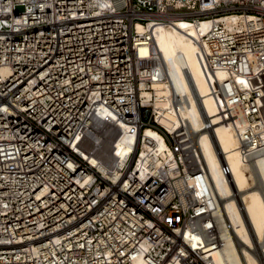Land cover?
<instances>
[{"label": "built area", "instance_id": "built-area-1", "mask_svg": "<svg viewBox=\"0 0 264 264\" xmlns=\"http://www.w3.org/2000/svg\"><path fill=\"white\" fill-rule=\"evenodd\" d=\"M176 22L196 29L204 71L227 76L210 88L240 159L264 156V81L251 85L264 0H0V264H215L220 208L198 140L211 121L191 131L174 99L167 128L140 98L153 32ZM220 173L232 183L226 161Z\"/></svg>", "mask_w": 264, "mask_h": 264}, {"label": "bare ground", "instance_id": "bare-ground-1", "mask_svg": "<svg viewBox=\"0 0 264 264\" xmlns=\"http://www.w3.org/2000/svg\"><path fill=\"white\" fill-rule=\"evenodd\" d=\"M200 29L204 30L205 24ZM136 30L138 33L144 32L139 24ZM194 37L199 38L196 29L186 22H176L173 26H156L153 32L154 64L137 66L141 76L149 77L145 68L153 67L155 77L148 85L150 91H146V84L142 85L140 98L143 103L151 102L159 114L158 122L167 128L176 124L172 106L174 99L182 105L179 115L191 131L201 130L203 116L211 121L214 134L200 132L198 140L220 208L217 227L223 236V244L221 251L215 254L214 262L264 264V156L255 158L251 163L240 159L238 140L230 126L221 124L220 111L210 88V84L222 82L227 76L224 72L217 71L215 78L209 71H204L197 56L198 48ZM256 70L259 76L251 81L253 87H259L264 81V62ZM238 82L244 85L242 79H238ZM258 102L262 106L264 118V98ZM122 128L126 131V127ZM144 134L159 140L155 150L157 155L171 157L169 149L151 131L146 130ZM124 140L130 141L131 138ZM74 145L81 148L85 156L93 143L84 134H80ZM124 150L119 147L121 153ZM224 161L231 170V184L220 173V166ZM141 165L142 162L139 161L135 170L141 171Z\"/></svg>", "mask_w": 264, "mask_h": 264}, {"label": "rangeland", "instance_id": "rangeland-1", "mask_svg": "<svg viewBox=\"0 0 264 264\" xmlns=\"http://www.w3.org/2000/svg\"><path fill=\"white\" fill-rule=\"evenodd\" d=\"M181 223V214L176 210H168L164 220V225L170 229L179 226Z\"/></svg>", "mask_w": 264, "mask_h": 264}]
</instances>
